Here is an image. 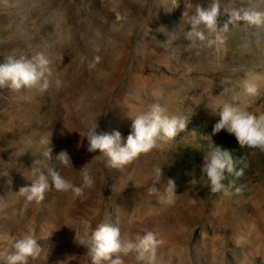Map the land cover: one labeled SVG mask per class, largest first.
<instances>
[{
	"label": "rangeland",
	"instance_id": "rangeland-1",
	"mask_svg": "<svg viewBox=\"0 0 264 264\" xmlns=\"http://www.w3.org/2000/svg\"><path fill=\"white\" fill-rule=\"evenodd\" d=\"M214 2L222 42L204 25L205 40L193 41L191 16ZM245 11L264 13V0H0V64L41 52L52 70L43 93L0 89V264L24 234L41 246L29 264H91L75 237L101 223L133 241L157 234L154 253L141 262L123 256L124 264H264V150L241 147L226 130L212 135L225 102L264 113V23L233 19L222 30ZM249 78L254 96L244 92ZM154 103L188 121L186 129L121 168L107 157L91 161L100 153L83 138L90 120L99 116L98 131L119 130L126 140L131 118ZM50 131L53 154L66 150L72 161L58 166L61 175L79 186L91 161L94 186L80 198L50 187L42 201L27 202L18 191L35 179L39 140ZM211 140L243 169L225 173L216 193L201 173ZM156 168L163 176L150 194ZM169 179L174 203H161Z\"/></svg>",
	"mask_w": 264,
	"mask_h": 264
},
{
	"label": "clouds",
	"instance_id": "clouds-1",
	"mask_svg": "<svg viewBox=\"0 0 264 264\" xmlns=\"http://www.w3.org/2000/svg\"><path fill=\"white\" fill-rule=\"evenodd\" d=\"M219 12V5L215 2L209 8L197 7L190 18L191 31L187 32V36L193 41L196 39L204 41L205 35L199 30L200 25H204L211 32L217 33L216 41L222 42V37L219 34L221 29L217 24ZM233 19L260 24L264 23V13L248 11L243 12L242 15L239 12L233 13L232 17L223 24L222 30H227L228 23ZM209 43H213V41ZM99 60V56L95 57L89 67L94 68ZM50 63V60L41 52L35 53L31 58L26 56L6 57L5 62L0 64V89L13 91L35 89L40 93L47 91L52 85V81L49 79L52 71ZM55 86L59 88L61 81L57 79ZM243 87L244 92L249 96H254L258 92L257 84L251 78L244 81ZM227 91L228 89L224 88L220 95L226 94ZM82 106L83 97L77 104V110ZM218 115L219 120L213 126L212 135L226 130L235 136L241 147L247 146L264 150V113L257 115L249 111H242L234 103L225 102ZM98 117L89 121L83 138L87 139L89 153L99 150L100 154L94 156L91 161L107 157L112 168H121L130 164L140 155L147 154L161 143L174 140L180 132L186 129L188 122L183 117L168 115L164 106L154 103L146 111L131 118V131L125 140L119 130L98 131L100 127ZM51 138L52 131L40 138L39 144L42 147L43 161H33L31 170L35 179L30 186H23L18 191L27 202L42 201L50 187L62 192L70 191L74 198H80L84 196L85 189H91L94 186V178L89 169L91 161L80 169L82 184L79 186L74 185L61 175L58 166L72 167V161L66 150L53 154ZM209 138L211 139V136ZM42 163L43 169L41 168ZM201 173L210 182L211 192L216 193L225 187L223 184L226 178L225 173L241 176L243 169L237 171L230 151L222 149L212 142L209 152L204 155ZM162 176V168H156L153 187L149 188L150 194L157 191L154 185L161 181ZM167 185L166 195L162 196L160 201L172 204L176 196L175 184L169 179ZM75 240L88 250L87 254L91 259V264H124L122 257L133 253L137 262H141L148 258L149 253H154L160 243L157 234L153 231H148L133 241L123 238L118 227L105 223L98 224L86 237L79 239L75 237ZM40 252L41 246L37 239L30 234H24L14 241L12 251L3 258V264H29V261L35 260Z\"/></svg>",
	"mask_w": 264,
	"mask_h": 264
}]
</instances>
